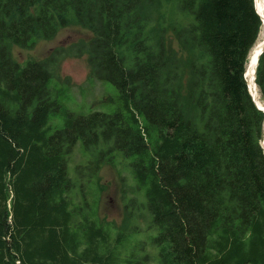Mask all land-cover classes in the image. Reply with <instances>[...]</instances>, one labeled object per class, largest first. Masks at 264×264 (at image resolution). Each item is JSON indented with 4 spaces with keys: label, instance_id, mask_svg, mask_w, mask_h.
Here are the masks:
<instances>
[{
    "label": "trees",
    "instance_id": "trees-1",
    "mask_svg": "<svg viewBox=\"0 0 264 264\" xmlns=\"http://www.w3.org/2000/svg\"><path fill=\"white\" fill-rule=\"evenodd\" d=\"M162 4L179 50L166 26L149 34ZM70 24L93 37L14 59L12 45ZM262 29L255 0H0V264L151 263L145 241L98 221L96 199L82 216L70 199L79 141L131 159L160 264H264V112L245 76ZM83 54L117 87V111L76 114L53 96L55 67ZM256 82L264 101V51Z\"/></svg>",
    "mask_w": 264,
    "mask_h": 264
},
{
    "label": "rangeland",
    "instance_id": "rangeland-1",
    "mask_svg": "<svg viewBox=\"0 0 264 264\" xmlns=\"http://www.w3.org/2000/svg\"><path fill=\"white\" fill-rule=\"evenodd\" d=\"M165 5L162 4L159 11L154 13L149 34L158 38L162 26H166V41L179 50L180 46L172 30L175 18L171 9ZM92 37L93 33L88 28L70 24L61 28L53 39H40L32 48L12 45L11 52L20 63L41 61L57 48H67ZM262 39L261 33L257 43ZM187 78L188 70L185 82ZM51 87L53 96L76 114L92 111L113 113L121 107L122 100L117 87L111 82L91 77L88 54L64 57L59 66L55 67ZM50 125L62 127L64 120L60 115L53 114ZM112 147L113 141H102L89 150L82 141L75 145L68 157V173L75 184L70 199L79 208L81 216L91 212L88 204L91 205L92 200L96 199L93 208L98 221L114 234L120 229L128 231L129 239L134 243L145 241L147 252L153 255L150 264H160L157 249L152 243V237L158 234V230L153 226L145 190L138 187L131 159L120 150H112Z\"/></svg>",
    "mask_w": 264,
    "mask_h": 264
},
{
    "label": "bare ground",
    "instance_id": "bare-ground-1",
    "mask_svg": "<svg viewBox=\"0 0 264 264\" xmlns=\"http://www.w3.org/2000/svg\"><path fill=\"white\" fill-rule=\"evenodd\" d=\"M256 3H257V8L259 9V12L264 15V0H256ZM261 33L263 34V39L260 43H257L254 46V48L251 50L250 58H249L250 63H248V67L246 70L247 80H248L249 84L251 85V87L254 86L253 74H254V69H255V64H256L255 62L257 59V55L259 54L261 47L264 44L263 43V41H264V24H263V29H262ZM252 92L256 96L259 103L264 107V101L261 98V94L259 92V89L257 87H255V90L252 89Z\"/></svg>",
    "mask_w": 264,
    "mask_h": 264
},
{
    "label": "water",
    "instance_id": "water-1",
    "mask_svg": "<svg viewBox=\"0 0 264 264\" xmlns=\"http://www.w3.org/2000/svg\"><path fill=\"white\" fill-rule=\"evenodd\" d=\"M255 7H256V9H257V12H258L259 15L261 16V18H262V20H263V23H264V15H263L262 13L259 12V9L257 8L256 0H255ZM263 43H264V42H263ZM263 51H264V44L262 45L261 50H260L259 54L257 55V59H256V62H255L256 64H255V69H254V74H253V80H254L253 84H254V86L251 87V85H250L249 82H248V87H249V91H250V93H251V96H252V98H253L254 103L256 104V106H257L260 110H262V111L264 112V107L259 103V101L257 100L256 96H255V95L253 94V92H252V89L255 90V87L258 88V86H257V82H256V77H257V67H258V64H259V57H260V55L263 53ZM262 146H263V148H264V139H263V141H262Z\"/></svg>",
    "mask_w": 264,
    "mask_h": 264
}]
</instances>
